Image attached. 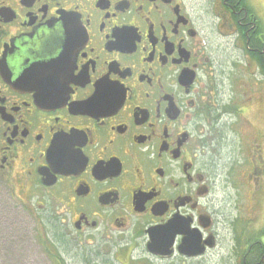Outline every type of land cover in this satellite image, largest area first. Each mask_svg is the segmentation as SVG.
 I'll return each instance as SVG.
<instances>
[{"label": "flooded vegetation", "instance_id": "obj_1", "mask_svg": "<svg viewBox=\"0 0 264 264\" xmlns=\"http://www.w3.org/2000/svg\"><path fill=\"white\" fill-rule=\"evenodd\" d=\"M244 2L0 0V240L31 234L56 264H203L229 236L238 254L240 161L220 149L264 102ZM247 166L264 190L262 147Z\"/></svg>", "mask_w": 264, "mask_h": 264}, {"label": "rangeland", "instance_id": "obj_2", "mask_svg": "<svg viewBox=\"0 0 264 264\" xmlns=\"http://www.w3.org/2000/svg\"><path fill=\"white\" fill-rule=\"evenodd\" d=\"M246 2L258 16H264V0H246ZM254 67L255 65L248 64L246 58L240 57V76L250 83V87H257L253 81L256 80V76L253 74L255 72ZM263 104L262 101H253L248 105L251 109L245 113V116L249 120L245 121L244 119L243 123L240 122V138L237 131L235 133L229 132L228 141L224 142L222 149H220V161L224 167L235 166L236 161H240V191L237 192L236 188H229L230 197L227 201L229 212L232 214L237 211L234 208L240 206L239 253L237 254L236 250H233L235 240L229 236L225 242V248L214 250L211 253L212 256L205 259L203 264H240L246 250L245 244L264 227V190L252 191L250 187L243 185L244 181L242 180L244 171L248 168L247 163L250 154L255 157L259 147L264 149V138L260 141L258 137V140L255 138L256 133L258 135V132L261 131L256 126L264 123ZM262 130L264 131V127ZM250 160L253 162V158ZM236 192L238 193L237 197ZM22 236L26 237L23 239ZM37 241V237L33 239L31 234L25 235L23 231L20 232L19 237L0 240V264H56L54 263L56 256L52 257L46 250L44 251ZM251 242L254 241L251 240ZM80 256L74 252H70V254L64 252L63 254L66 262L70 264H77Z\"/></svg>", "mask_w": 264, "mask_h": 264}, {"label": "trees", "instance_id": "obj_3", "mask_svg": "<svg viewBox=\"0 0 264 264\" xmlns=\"http://www.w3.org/2000/svg\"><path fill=\"white\" fill-rule=\"evenodd\" d=\"M244 6L246 5L247 8L249 9V11H252L250 5L247 2L243 3ZM264 236V227L254 236H252L250 239L251 240H256V242L260 241V238ZM250 239L248 240V242H250ZM257 244V243H256ZM244 256H245V262H243V259L241 261L240 264H264V253L263 251L261 252L260 249L255 246V248H253V250L251 251H246L244 252Z\"/></svg>", "mask_w": 264, "mask_h": 264}, {"label": "water", "instance_id": "obj_4", "mask_svg": "<svg viewBox=\"0 0 264 264\" xmlns=\"http://www.w3.org/2000/svg\"><path fill=\"white\" fill-rule=\"evenodd\" d=\"M154 243H155V242L150 243L148 248H149V250H150L151 252L157 253V248H156V246H155L156 244L154 245ZM183 252H184L186 255H189V256H196V255H198V254L201 253V252L198 251V250L193 251V249H189V252L183 249Z\"/></svg>", "mask_w": 264, "mask_h": 264}, {"label": "bare ground", "instance_id": "obj_5", "mask_svg": "<svg viewBox=\"0 0 264 264\" xmlns=\"http://www.w3.org/2000/svg\"><path fill=\"white\" fill-rule=\"evenodd\" d=\"M253 241V240H252Z\"/></svg>", "mask_w": 264, "mask_h": 264}]
</instances>
